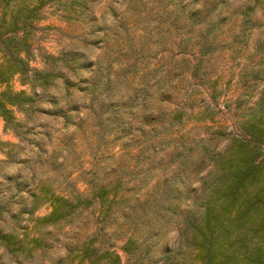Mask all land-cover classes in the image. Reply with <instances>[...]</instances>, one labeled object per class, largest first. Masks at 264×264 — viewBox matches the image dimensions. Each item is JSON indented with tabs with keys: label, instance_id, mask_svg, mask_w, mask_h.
I'll return each instance as SVG.
<instances>
[{
	"label": "rangeland",
	"instance_id": "374dc122",
	"mask_svg": "<svg viewBox=\"0 0 264 264\" xmlns=\"http://www.w3.org/2000/svg\"><path fill=\"white\" fill-rule=\"evenodd\" d=\"M35 15L45 84L13 77L33 99L0 116V217L25 250L0 247V264H204L187 220L210 197L249 209L221 264H264V0H48ZM231 154L259 180L232 208L209 195Z\"/></svg>",
	"mask_w": 264,
	"mask_h": 264
},
{
	"label": "trees",
	"instance_id": "16d2710c",
	"mask_svg": "<svg viewBox=\"0 0 264 264\" xmlns=\"http://www.w3.org/2000/svg\"><path fill=\"white\" fill-rule=\"evenodd\" d=\"M47 1L33 0L30 7L29 4L22 6L19 4L10 5V0H0V85H5V88L0 91V116L4 118L7 124L14 118L13 107L23 108L30 104L33 99L23 90L14 91L8 87L12 78L18 76L21 83H30L33 80L39 86L45 84V72L30 67L28 36L31 34V28L34 24L35 11H38ZM219 169L222 173L218 174L215 183L220 186L221 182L223 186L221 188L213 187L209 190V195L222 194L221 201L229 203L231 208L239 201L238 195H240L241 188V194H244L248 185L259 181L258 172L253 168V163H251L247 154L241 156L228 155L222 161V166ZM261 190H264V182L261 185ZM51 198L53 210L50 215L55 216V218L64 216L65 209L64 211H61V209L65 208L68 202L64 200L66 202L63 204L58 203L60 202L59 198L55 195H51ZM212 199L210 197L206 200L208 204L200 220L188 219L187 225L193 231L195 244L203 252L202 260L204 264H221V259L219 260L215 254L218 253L222 241L227 238L234 222L238 221L241 222V226L243 225L242 223L249 209L243 210L241 203H238L235 216H226L224 213L228 210L225 208L226 205L223 203L218 208L211 204ZM2 206L5 205L0 201V212ZM5 225L6 223L0 217V247L10 254L22 248L25 250L24 245L15 241L13 232H5ZM252 228L256 230V233L261 230L264 231V219L255 222ZM257 247V249L261 248L260 246Z\"/></svg>",
	"mask_w": 264,
	"mask_h": 264
}]
</instances>
